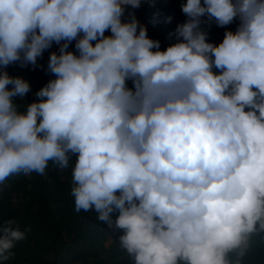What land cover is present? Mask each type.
Instances as JSON below:
<instances>
[{"label":"clouds","instance_id":"clouds-1","mask_svg":"<svg viewBox=\"0 0 264 264\" xmlns=\"http://www.w3.org/2000/svg\"><path fill=\"white\" fill-rule=\"evenodd\" d=\"M126 5L0 0V183L73 158L75 209L122 229L130 264H244L264 237V0H185L163 50ZM202 16L239 23L213 43ZM53 42L54 75L17 105L29 82L4 68ZM26 230L0 224V260Z\"/></svg>","mask_w":264,"mask_h":264},{"label":"trees","instance_id":"trees-1","mask_svg":"<svg viewBox=\"0 0 264 264\" xmlns=\"http://www.w3.org/2000/svg\"><path fill=\"white\" fill-rule=\"evenodd\" d=\"M184 2L140 0L139 7L125 6L122 20L128 18L129 12L134 13L138 23L145 25L147 35L159 40L163 50L175 41L176 37L170 34L176 25L187 19L180 7ZM238 23L239 20L234 18L231 23L220 26L214 19L209 21L202 16L200 26L207 33L206 40L217 43L226 29L235 31ZM105 34L110 32L106 30ZM74 43L73 40L68 44L73 52L76 51ZM51 51L58 52V44L53 42L37 57L34 65L13 62L4 68L9 75H19L29 82V91L25 93L28 102L38 99L36 91L54 75L47 69ZM127 83L132 86L130 80ZM72 159L67 168H59L50 161L43 174L18 173L0 183V224L12 217L21 230L27 229L25 238L17 241L12 249L14 255L8 260H0V264H77V257L71 262L63 260L71 256H81L80 261L84 264H91L92 257H99L100 264H111L112 261V264H130L118 244L114 246L123 230H109L92 210L75 209L70 191ZM244 264H264V237L261 235H253Z\"/></svg>","mask_w":264,"mask_h":264},{"label":"rangeland","instance_id":"rangeland-1","mask_svg":"<svg viewBox=\"0 0 264 264\" xmlns=\"http://www.w3.org/2000/svg\"><path fill=\"white\" fill-rule=\"evenodd\" d=\"M14 102L17 104V105H21L22 103H27V98H26V95H24L23 99L21 100L20 98H15L14 99ZM53 164V162H51ZM114 215H116V213H114ZM118 244V241L116 240L115 243H114V246H116ZM79 258L78 260V263L77 264H84L83 262L80 261L81 259V256H74V257H69V259H63L65 262H71L73 261L74 259L73 258ZM114 261H112L113 263ZM102 263L101 259L99 257H92L91 258V264H100ZM111 263V264H112ZM8 264H12L11 262L8 263ZM15 264V263H14ZM22 264H26L25 262H23Z\"/></svg>","mask_w":264,"mask_h":264}]
</instances>
